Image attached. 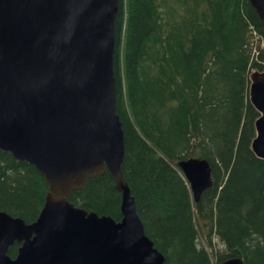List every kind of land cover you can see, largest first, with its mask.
<instances>
[{
    "label": "trees",
    "instance_id": "1",
    "mask_svg": "<svg viewBox=\"0 0 264 264\" xmlns=\"http://www.w3.org/2000/svg\"><path fill=\"white\" fill-rule=\"evenodd\" d=\"M252 71H264V18L248 0H118L112 72L120 170L163 264L230 257L264 264V160L250 149L258 116L247 96ZM189 158L211 171V187L196 203L176 168ZM46 191L32 166L0 152V212L29 224ZM67 201L120 219L106 170Z\"/></svg>",
    "mask_w": 264,
    "mask_h": 264
},
{
    "label": "water",
    "instance_id": "2",
    "mask_svg": "<svg viewBox=\"0 0 264 264\" xmlns=\"http://www.w3.org/2000/svg\"><path fill=\"white\" fill-rule=\"evenodd\" d=\"M260 20L264 0H248ZM118 0H0V152L47 186L36 219L0 212V264H163L145 236L120 166L112 52ZM257 113L250 149L264 160V71L248 75ZM192 201L211 187L209 165L178 161ZM120 195L119 221L73 206L70 193L103 175ZM18 243L14 258L8 248ZM216 264H243L230 257Z\"/></svg>",
    "mask_w": 264,
    "mask_h": 264
},
{
    "label": "rangeland",
    "instance_id": "3",
    "mask_svg": "<svg viewBox=\"0 0 264 264\" xmlns=\"http://www.w3.org/2000/svg\"><path fill=\"white\" fill-rule=\"evenodd\" d=\"M257 39V38H256ZM256 42V41H255ZM261 46V45H260ZM215 248L217 249V250H219V251H221L223 248H222V246H220V244H218V242L217 241H215Z\"/></svg>",
    "mask_w": 264,
    "mask_h": 264
},
{
    "label": "bare ground",
    "instance_id": "4",
    "mask_svg": "<svg viewBox=\"0 0 264 264\" xmlns=\"http://www.w3.org/2000/svg\"><path fill=\"white\" fill-rule=\"evenodd\" d=\"M123 135V134H122ZM203 161H205V160H203ZM207 164H208V162L207 161H205ZM210 168V167H209ZM210 176H211V171H210Z\"/></svg>",
    "mask_w": 264,
    "mask_h": 264
}]
</instances>
